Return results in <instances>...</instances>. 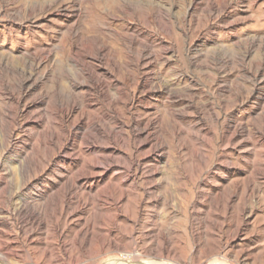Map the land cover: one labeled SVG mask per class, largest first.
Segmentation results:
<instances>
[{
  "label": "rangeland",
  "instance_id": "obj_1",
  "mask_svg": "<svg viewBox=\"0 0 264 264\" xmlns=\"http://www.w3.org/2000/svg\"><path fill=\"white\" fill-rule=\"evenodd\" d=\"M97 36L118 65L89 57L113 86L85 100L73 59ZM78 95L94 106L62 140ZM94 165L107 175L68 192ZM127 255L264 264V0H0V264Z\"/></svg>",
  "mask_w": 264,
  "mask_h": 264
},
{
  "label": "bare ground",
  "instance_id": "obj_2",
  "mask_svg": "<svg viewBox=\"0 0 264 264\" xmlns=\"http://www.w3.org/2000/svg\"><path fill=\"white\" fill-rule=\"evenodd\" d=\"M113 0H109V2L111 3ZM105 41H106V39H105ZM94 44H95V48L94 49H92L91 51V53L90 54H86V55H84V56H80L81 58H80V60H79V63H77L76 64V56H75V58L73 59L74 60V64L76 65V67H75V65H74V67H75V74H76V76L79 78V77H84L85 78V81H84V83L83 84H85L87 87H89L88 89L86 88V87H80V88H77L76 86H73L74 88L73 89H75V90H79V89H81V91H80V94H82L83 95V98L86 100L89 96H91L94 92H98V93H102V92H104L105 91V88L107 87V86H110V85H112L113 86V81H110V80H112L111 78H112V75H113V73H112V71L111 70H109L110 72H105V73H102V74H98V75H96L95 73L99 70L98 68L100 67H94L93 66V64L88 60L89 59V57L90 56H92V57H94L95 59L97 58V60L99 59V61H101V62H105V65H109L110 63H113L114 65H118V63L116 64L115 62H114V58L113 57H115L116 58V52H115V49H113L112 47H110L109 45H107L106 44V42H104L103 41V39L101 38V36H97V37H95L94 38V42H93ZM91 44V45H94V44ZM90 45V46H91ZM77 46V45H76ZM78 47H79V45H78ZM87 47V46H86ZM75 49H77V48H75ZM83 50V49H82ZM73 52V51H72ZM78 52V51H77ZM84 53L83 54H85V51H83ZM74 53H75V51H74ZM81 54V53H80ZM79 55V54H78ZM77 55V56H78ZM73 56V55H72ZM72 56H70V59L72 58ZM152 56H153V54H150V56H147V58H152ZM112 58V59H111ZM72 60V59H71ZM78 61V60H77ZM90 66V67H89ZM78 67V68H77ZM96 68V72H93V71H91L90 69L91 68ZM93 70V69H92ZM129 74H130V72H128ZM108 75H111V77H109ZM75 76V77H76ZM143 77V76H142ZM61 80V79H60ZM105 84V85H104ZM138 84V83H137ZM89 85V86H88ZM139 85V84H138ZM61 86V85H60ZM66 88V90H68V87L67 86H65ZM119 87V86H118ZM62 88H64V87H62ZM111 88V87H110ZM64 89V90H65ZM85 89H87L86 90V92L85 91H83V90H85ZM93 89V90H92ZM119 89V91H118V93L120 94V93H122L123 92V88H121V87H119L118 88ZM62 90V89H61ZM85 92V93H84ZM66 93V92H65ZM61 94V93H60ZM68 94V93H67ZM66 94V95H67ZM70 95V94H69ZM68 95V96H69ZM73 95H77L76 94V92L73 94ZM71 96V95H70ZM59 97H60V95H59ZM67 97V96H66ZM80 96L78 95V97L76 96V97H74L72 100H71V102H65L64 100L63 101H61V103H60V105H59V108H58V110H59V135L60 134H62L61 136H62V140H63V138H64V140L66 139L67 140V138L68 139H71V137H72V131L70 130V128L71 127H73V126H76L75 124L77 123V122H80L82 119H84V117L86 116V114H88V112H87V108H93V106L94 105H86L85 103H83L84 101H79L80 100V98H79ZM82 97V96H81ZM62 98V97H61ZM81 99V100H82ZM122 97L120 96V98H118L117 99V101H113L111 104H113V106H115V105H118V103L119 102H122ZM136 100V98L135 97H133L132 98V101L134 102ZM118 102V103H117ZM124 103H126V105H127V103L128 102H126V101H124ZM133 104V103H132ZM131 104V105H132ZM27 106V105H26ZM125 106V105H124ZM127 107V106H126ZM77 114V116L75 117V120H74V124H72V125H68L71 121H72V118H74V116ZM57 119V120H58ZM104 119H106V118H104ZM43 120L41 119V122H42ZM54 121H55V119H54ZM100 121V120H99ZM98 121V122H99ZM44 122V121H43ZM103 122H105V121H103ZM107 122V121H106ZM45 123H47V124H49L48 122H46V120H45ZM55 124H56V122H54ZM108 123V122H107ZM135 123V122H134ZM151 123V122H150ZM150 123H148V124H146L145 125V128L143 129V131H142V134L144 133V131H145V135L144 136H146L145 137V139H144V141H141L140 142V146L141 145H143L144 143H148V142H150V138L152 137V135H153V130H155L156 128H154V129H152V128H150ZM152 123L153 124H155L154 123V121H152ZM58 124V123H57ZM94 126L96 127V123L94 122ZM152 124V125H153ZM43 125V124H42ZM50 125H52L51 123H50ZM48 126L47 128H49V127H51V126ZM98 125H100V124H98ZM53 127H54V125H52ZM101 126V125H100ZM111 126V125H110ZM99 128V127H98ZM51 131H52V133H55L54 132V130H53V128L51 127ZM54 129H55V127H54ZM93 129H95V128H93ZM99 129H101V128H99ZM103 129V128H102ZM33 130V129H32ZM45 130V129H44ZM43 130V131H44ZM97 130V129H96ZM111 130V129H110ZM150 130L152 131V133L150 132ZM35 131V130H34ZM113 131V130H112ZM36 132V131H35ZM44 132H46V130L44 131ZM111 132V131H110ZM120 132H121V130H120ZM95 133H97V132H95ZM122 133V132H121ZM120 133V134H121ZM50 133H48V135H49ZM113 134H116V132L114 133L113 132ZM118 134H119V132H118ZM119 134V135H120ZM32 136V135H31ZM61 136H59V140L61 139ZM120 136H122V135H120ZM47 137V136H46ZM55 137V136H54ZM116 137H118L117 135H116ZM141 137V136H140ZM155 137V136H154ZM55 138H57V137H55ZM123 138H124V136H123ZM123 138L122 137H118V139L121 141H123ZM47 140V139H46ZM45 141V140H44ZM44 141H43V143H44ZM50 141V140H49ZM68 141V140H67ZM118 141V140H117ZM140 141V140H139ZM46 142H48V141H46ZM50 142H52V141H50ZM64 142H66V141H64ZM49 144V143H48ZM51 144H53V143H51ZM50 144V145H51ZM49 145V146H50ZM44 147H45V145H44ZM51 147V146H50ZM46 148V147H45ZM64 148V147H63ZM62 148V149H63ZM47 149V148H46ZM60 149V148H59ZM152 150H153V148H152ZM121 151V150H120ZM58 153V152H57ZM56 153V154H57ZM60 155V154H59ZM73 155H75V156H77V157H79L80 159L82 158L83 159V154H82V152H78V153H75V154H73ZM60 157V156H59ZM67 157L69 158V154H67ZM55 158V157H54ZM73 158V157H72ZM49 159H51V158H49ZM53 159V158H52ZM67 159V158H66ZM81 159V160H82ZM71 160V159H70ZM56 161V160H55ZM53 162V161H52ZM47 164V163H46ZM50 164V163H49ZM58 164V163H57ZM93 165V164H92ZM132 166H133V163L131 164V166L128 168V170H131L132 169ZM43 167H45V166H43ZM47 167V166H46ZM44 168V169H42V172H41V175H39V177H36V179L37 180H40L41 179V177L43 176L42 174L45 172V170L47 169V168ZM49 167V166H48ZM65 167V166H64ZM97 166H92V169L93 170H88L89 172H86L87 174H85L84 175V177L86 178V181L84 182V183H82V184H80V183H78L77 181H73V183L70 185V189H69V191L68 192H71L72 193V195H73V193H75V191L77 192V193H79V194H81L80 192L82 191V192H84V193H87L88 192V190L89 191H91V189H93V187H94V182H92V183H90V181L87 179V178H90V179H92V180H95V178H96V176H100V177H104V176H106L107 175V173H108V170H107V168H103L102 170H101V172H94V169H97L96 168ZM38 168V167H37ZM36 168V169H37ZM41 168V167H40ZM59 171L58 172H62L61 170H63V165L61 164V163H59ZM23 169V168H22ZM21 169V170H22ZM39 169V168H38ZM23 171H25V169L23 170ZM26 172H30V171H26ZM36 172V171H35ZM21 174V173H20ZM25 174V173H24ZM36 176H38V174L36 175ZM21 177V176H20ZM27 177H29V176H27ZM23 178V177H22ZM22 178H21V180H22ZM27 180V179H26ZM29 181V180H28ZM28 181H26V184H24V187H28V186H30L31 185V181L30 182H28ZM28 182V183H27ZM110 183H111V181H110ZM135 184V183H134ZM67 185H69V183L67 184ZM36 186V185H35ZM38 187H39V185H37ZM41 187V186H40ZM39 187V188H40ZM22 188V187H21ZM36 188V187H35ZM42 189V188H41ZM67 193V192H66ZM90 193V192H89ZM88 194V193H87ZM66 195H69L68 193L66 194ZM65 195V196H66ZM70 196V195H69ZM75 196V195H74ZM81 197V196H80ZM28 200H31V198H29L28 197V199H25L24 200V202H22V203H20V206H19V208H17L16 210H15V213H17V215L18 216H21L22 214H24L25 213V210H27V209H29V208H31V206H32V202H30V201H28ZM121 200V199H120ZM32 201V200H31ZM22 204V205H21ZM115 205H116V203H115ZM66 210V206H63V208H62V211L64 212ZM79 210H80V208H79ZM30 211V210H29ZM29 211L27 212L28 214H29ZM38 211V210H37ZM32 213V212H31ZM30 213V214H31ZM27 214V215H28ZM77 215V212H75V211H73L72 213H70V216L72 217L73 216V218L75 217ZM24 216V215H23ZM22 216V217H23ZM28 219V218H27ZM39 219V218H38ZM32 220H33V218H32ZM68 221V220H67ZM34 223V225L36 224L35 222H33ZM67 223V222H66ZM41 225V224H40ZM39 225V226H40ZM67 225V224H66ZM62 236V235H61ZM126 255V254H125ZM125 257V256H124ZM129 257V258H128ZM140 258H141V256H134V255H127V259H123V258H117V259H114L113 261H111V263H109V264H166L165 262H162V263H145V262H143V261H145V260H143L142 261V259L140 260ZM210 264H227V263H225L224 261H221V260H215V261H212Z\"/></svg>",
  "mask_w": 264,
  "mask_h": 264
}]
</instances>
